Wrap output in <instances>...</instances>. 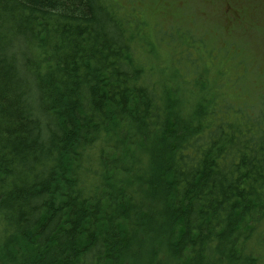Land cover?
Returning a JSON list of instances; mask_svg holds the SVG:
<instances>
[{"label": "trees", "instance_id": "1", "mask_svg": "<svg viewBox=\"0 0 264 264\" xmlns=\"http://www.w3.org/2000/svg\"><path fill=\"white\" fill-rule=\"evenodd\" d=\"M129 6L0 0V264H264L262 75Z\"/></svg>", "mask_w": 264, "mask_h": 264}, {"label": "rangeland", "instance_id": "2", "mask_svg": "<svg viewBox=\"0 0 264 264\" xmlns=\"http://www.w3.org/2000/svg\"><path fill=\"white\" fill-rule=\"evenodd\" d=\"M121 1L127 8L132 2L152 29L182 28L193 34L195 40L203 38L206 46L199 44L195 52L199 56L210 54L209 58L203 56L202 62L207 67L214 65L213 72L228 73L236 88L253 76L254 69L264 81V0ZM177 47L180 46L173 49ZM159 50L168 59L177 53L171 49L170 54L163 46ZM254 88L264 92V83ZM233 89L230 84V90Z\"/></svg>", "mask_w": 264, "mask_h": 264}]
</instances>
